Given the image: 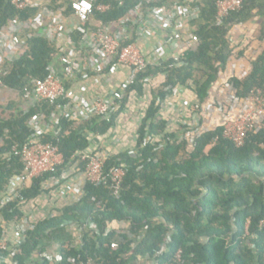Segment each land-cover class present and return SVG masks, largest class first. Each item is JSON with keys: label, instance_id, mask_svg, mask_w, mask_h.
I'll return each instance as SVG.
<instances>
[{"label": "trees", "instance_id": "1", "mask_svg": "<svg viewBox=\"0 0 264 264\" xmlns=\"http://www.w3.org/2000/svg\"><path fill=\"white\" fill-rule=\"evenodd\" d=\"M71 1L49 0L46 6L52 10L64 8L69 15ZM181 1L92 0V16L108 25L129 16L138 5L145 13L150 7L171 8ZM216 2L202 0L199 14L191 22L189 32L198 38L196 49L186 51L179 63L169 59L148 65L134 82L124 86L123 98L115 102L108 119L90 116L75 124L63 113L55 135L51 118L57 104L66 111V98L54 105L35 103L27 111L0 117V193L12 176L23 171L20 159L8 153L13 145L31 139L28 122L32 117L42 116L51 129L36 138L57 145L63 155L64 162L55 172L33 179L22 191L26 203L47 192L42 184L52 176L59 177L66 168L76 164L77 171L83 172L85 162L80 158L87 153L88 135L106 133L130 93L142 94L149 79L162 76L137 130L135 150L109 155L106 160L105 172L112 166L123 168L119 190L114 191L108 177L99 183L86 182L79 201L36 221L27 231L13 257L15 262L69 264L70 259L92 258L100 264H132L140 259L153 264H264V123L236 146L223 136L219 125L187 137L191 125L179 124L171 129L167 121L158 118L160 103L175 88L190 90L198 110L207 101L234 53L229 36L235 25L256 19L257 39H264V0H243L241 7L229 12L218 26L214 23ZM99 4L109 8L101 12ZM36 14L37 9L18 10L11 0H0V29L13 18L24 20ZM25 41L22 54L6 63L3 85L26 98L25 89L31 88L32 81L49 75L48 67L57 49L41 34L26 37ZM132 41L133 37L125 43ZM116 63L113 59L108 68ZM228 83L239 99L248 98L253 89L264 93V49L251 61L244 77L232 76ZM20 204L15 200L3 209L6 220L23 215ZM120 222L125 225L123 229L111 227ZM69 224L80 227V242L61 244L57 257L51 260L44 250L53 233ZM6 255L0 252V258Z\"/></svg>", "mask_w": 264, "mask_h": 264}, {"label": "built area", "instance_id": "2", "mask_svg": "<svg viewBox=\"0 0 264 264\" xmlns=\"http://www.w3.org/2000/svg\"><path fill=\"white\" fill-rule=\"evenodd\" d=\"M201 2L202 0H182L171 8L150 7L145 13L142 11L141 5H138L131 11V17L130 15L126 16L118 22H113L94 30L92 35L86 39V45L91 51L104 59L106 64L116 59L118 64L128 67L130 73L127 84H130L134 82L137 74L144 71L150 65V62L143 55L136 43H125L129 39L124 30L126 26H134L138 22H143L145 17L151 16L154 20L171 26L173 37L179 35L180 27L188 28V32H186V36L182 39L178 52L170 58L174 61L173 64L175 62L179 63L181 56L186 51L195 50L197 47L198 38L189 31L191 22L199 14ZM242 2L243 0H217L214 17L215 25L222 24L229 12L238 10ZM11 3L18 10L37 9V14L33 18L24 20L13 18L0 29V91L4 87L3 78L6 75V63L14 61L22 54L26 47V37L41 34L53 42L55 39L62 38L67 32L63 14L59 10L48 8L43 0H11ZM70 6L72 16L81 24L88 22L92 17V0H72ZM108 8L109 5L106 4H99L97 6V9L101 12L106 11ZM113 25L120 26V29H112ZM137 34H142V31L138 30ZM60 63L64 75L72 77L77 70L76 61L69 55H61ZM48 70L49 75L46 78L33 80L31 88L25 89L26 98H31L34 104L47 102L54 105L58 100L66 97V87L62 79L56 74L52 66H49ZM225 87L229 93L224 101L213 102V104L208 103L206 106H201L199 110L203 111L205 109L207 112L218 113L219 120L216 126L222 127L225 138L231 140L236 146H241L247 136L257 131L264 123V93L259 89H253L248 98L239 99L235 96L232 86L228 82L225 83ZM122 98L123 93L116 92L108 97L93 99L88 109L91 114L90 116L108 119L112 114L115 102L120 101ZM56 107V110L62 108L60 104H57ZM52 119L54 126V129H52L56 135L58 133L56 128L58 117ZM28 126L32 131L31 139L20 145H13L8 153L20 159L23 164V171L19 175L12 176L0 193V252H7L4 258H0V264H18L13 260V257L18 252L20 245L25 241L27 231L31 230L36 223V220L32 217L25 215L17 219L6 220L3 209L11 202L18 200L21 202L18 208L23 212L22 207L25 202L21 195L22 191L30 185L33 179L55 172L57 167L61 166L64 162L63 155L57 145L52 142H41L36 138L38 135L45 134L51 130L44 123L43 117H32L28 122ZM203 131L205 130L199 132L191 131L187 135L192 137ZM2 144L3 140L0 138V147ZM107 158L108 155L99 152L81 155L80 160L85 162L84 171L82 172L83 179L73 185V192L78 196V201L83 194L86 182L99 183L108 177L114 191L119 190L124 175L123 168L121 166H112L105 172L104 168ZM67 175L62 171L60 177L66 178ZM50 178L55 177L52 176ZM22 202L24 203L23 205ZM89 226L94 227L93 224ZM47 257L51 260L53 259L51 256ZM69 264L100 263L92 258H88L87 260L70 259Z\"/></svg>", "mask_w": 264, "mask_h": 264}, {"label": "crops", "instance_id": "3", "mask_svg": "<svg viewBox=\"0 0 264 264\" xmlns=\"http://www.w3.org/2000/svg\"><path fill=\"white\" fill-rule=\"evenodd\" d=\"M43 1L49 2V0ZM57 10L65 17L67 32L62 38L53 41L57 52L51 66L66 85L65 98L67 101L64 109L66 111L56 110L52 118H59L64 113L71 118L74 117L75 124H79L90 117L88 109L93 99L108 97L116 92L123 93L130 70L118 63L108 68L109 64H106L104 59L87 47L85 41L93 31L107 25L96 20L93 16L88 22L81 24L72 16V13L66 15L64 8ZM129 15L132 16L131 13ZM143 22H138L134 26L127 25L124 30L129 38L133 37L132 42L136 43L150 65L165 62L178 52L188 28L180 27L179 35L173 37L171 26L156 21L151 16L145 17ZM80 27L81 29H79ZM258 28L256 19L245 24L235 25L232 28L229 38L235 46L234 53L220 75L230 73L232 76L244 77L249 72L251 61L264 49V39L258 40L257 35L255 38ZM112 29L118 30L120 26L113 25ZM138 30H141L142 34H137ZM61 55H69L76 61L77 70L72 77L64 75L60 63ZM149 80L150 83L142 94L135 91L130 93L126 105L106 133L88 135L87 153L99 152L109 156L135 150L137 130L153 99V89L162 82V76L156 75ZM219 80L220 78L212 90L220 84ZM195 102V95L190 90L184 87L175 88L173 93L160 103L158 118L167 121L171 129H175L179 124L191 125L198 115V106L195 105ZM218 118V116L211 118V122L218 123ZM194 123L197 124L196 121ZM201 130H203L202 126L192 128V131L199 132ZM63 172L68 174L66 178L60 176L49 178L42 184L47 192L35 200L26 202L22 207L23 215L38 221L45 217H51L57 213L59 208L78 201V196L73 192V185L83 179V173L77 171L76 164L66 168ZM112 226L123 229L125 225L120 222L113 223ZM52 236L44 252L47 256L54 258L58 255V248L61 244L70 242L75 245L79 244L81 229L76 224H69L55 231ZM132 264H144V260L140 259Z\"/></svg>", "mask_w": 264, "mask_h": 264}, {"label": "rangeland", "instance_id": "4", "mask_svg": "<svg viewBox=\"0 0 264 264\" xmlns=\"http://www.w3.org/2000/svg\"><path fill=\"white\" fill-rule=\"evenodd\" d=\"M258 33L255 34V38ZM232 77V74L226 73L219 75V82L220 84L217 86L216 89L210 90L209 98L204 106L207 103L213 104V102H222L225 100L226 96L228 95L229 91L225 87V83L228 82V79ZM34 102L31 98L23 97L18 91L9 89L7 87H3L0 91V117H8L11 113L17 112L18 110L27 111L33 106ZM218 113L216 112H207V110L203 109V111L198 110V115L196 116V123H191L192 128L195 126L203 127L205 129H211L216 126V121L211 122V118L213 119L216 117ZM201 119H200V118ZM188 137H191L187 135ZM144 264H153L152 261L145 262Z\"/></svg>", "mask_w": 264, "mask_h": 264}]
</instances>
